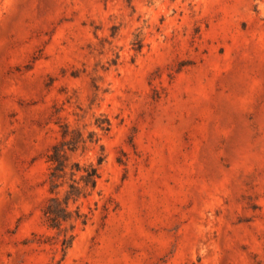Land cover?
Masks as SVG:
<instances>
[{
	"label": "rangeland",
	"instance_id": "374dc122",
	"mask_svg": "<svg viewBox=\"0 0 264 264\" xmlns=\"http://www.w3.org/2000/svg\"><path fill=\"white\" fill-rule=\"evenodd\" d=\"M0 264H264V0H0Z\"/></svg>",
	"mask_w": 264,
	"mask_h": 264
},
{
	"label": "trees",
	"instance_id": "16d2710c",
	"mask_svg": "<svg viewBox=\"0 0 264 264\" xmlns=\"http://www.w3.org/2000/svg\"><path fill=\"white\" fill-rule=\"evenodd\" d=\"M65 135V133L62 134V136ZM64 145L65 142L63 140L59 141L51 147L47 154V161L50 163L48 181L50 197L42 209L47 227L58 231H61V224L63 222L78 221L83 225L87 222V214L81 213L78 210L73 214L68 206L70 201L74 202L78 197H85L93 191L96 188L97 179L99 178L98 169L93 164H88L86 167H80L76 163V167H70V174H78L79 180L76 181L73 179L74 181H66L68 183V188L64 189V196L62 198L59 197L58 192L63 185V182L57 180L61 174L65 172L67 167ZM67 148L73 150L69 146H67ZM100 160L101 159H98V164H100ZM73 236L72 233H64V238L62 239L63 248L70 246Z\"/></svg>",
	"mask_w": 264,
	"mask_h": 264
}]
</instances>
